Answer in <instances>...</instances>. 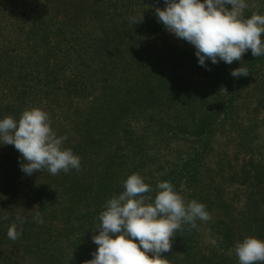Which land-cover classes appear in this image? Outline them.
<instances>
[{
    "label": "trees",
    "instance_id": "trees-1",
    "mask_svg": "<svg viewBox=\"0 0 264 264\" xmlns=\"http://www.w3.org/2000/svg\"><path fill=\"white\" fill-rule=\"evenodd\" d=\"M254 5L246 15L264 14V5ZM131 7L129 0H0V119L42 108L81 161L79 170L28 176L15 147L0 144V264H66V247L76 249L72 264L83 263L80 227L90 234L98 226L133 173L153 189L144 194L149 202L156 184L168 181L185 203L195 199L210 214L194 229L181 225L163 254L169 264H239L237 241L264 240V56L249 50L231 65L208 60L201 78L187 80L165 57L197 62L194 46L180 38L159 44L154 36L165 26L149 7L132 23ZM241 65L250 74L233 77ZM250 87L255 105L239 106ZM86 98L85 110L79 102ZM133 117L144 118L140 129L130 125ZM120 132L124 146L106 154ZM175 152L180 162L162 164V153ZM82 207L86 221L78 226ZM18 214L26 222L13 241L7 231Z\"/></svg>",
    "mask_w": 264,
    "mask_h": 264
},
{
    "label": "clouds",
    "instance_id": "clouds-1",
    "mask_svg": "<svg viewBox=\"0 0 264 264\" xmlns=\"http://www.w3.org/2000/svg\"><path fill=\"white\" fill-rule=\"evenodd\" d=\"M248 8L246 0H165V7L155 8V15L175 37L194 46L199 65L207 68L208 60L228 65L242 61L249 50L254 57L264 56V14L252 11L246 15ZM142 20L143 16L131 18L134 24ZM249 74L242 65L231 71L236 78ZM66 139V135L58 136L53 131L48 112L40 107L26 108L19 120L11 115L0 119V144L15 147L22 157L21 171L28 176L44 170L52 175L70 168L79 170L80 157L63 147ZM124 189L100 212L93 232L99 231L92 236L98 247L92 259L83 264H169L163 254L172 251L181 225L189 224L194 229L198 219H210L203 203L195 199L185 203L168 181L156 184L154 202H147L152 198L144 194L153 189L139 173L127 177ZM34 219L43 223L39 211ZM25 222L26 218L18 214L8 228V238L18 239ZM234 251L239 264H264V240L245 237L236 242Z\"/></svg>",
    "mask_w": 264,
    "mask_h": 264
},
{
    "label": "rangeland",
    "instance_id": "rangeland-1",
    "mask_svg": "<svg viewBox=\"0 0 264 264\" xmlns=\"http://www.w3.org/2000/svg\"><path fill=\"white\" fill-rule=\"evenodd\" d=\"M262 1L263 0H249L248 1L249 10L251 9V6H253L254 4H259L262 7V5H264L262 3ZM129 2L131 4V6H132L129 9V15L132 14V11L135 12L137 14V16L135 17L134 15H131L130 17L132 18V16H133L137 20H138V17H140L144 13L143 11L147 7L150 8L149 12H147L148 14L155 13V8L156 7H160V8L165 7V0H139V3H137L136 0H129ZM146 10H148V9H146ZM263 10H264V8H263ZM141 12H142V14H140ZM154 38H155V41L158 42L159 44L165 43L167 45L170 44V46L174 45V44H176L178 42V38L175 37L167 29L165 31H163V33L161 32L158 36L155 35ZM129 56H130V54H129ZM170 59L171 58L168 55H167V58L165 57V60L167 62H169V65L171 66V68H173L174 70H177L180 73V75L183 76L185 79H187V80H197V79L201 78L202 70L200 69L201 66L199 65L198 61L197 62H195V61L194 62L193 61L186 62V60L178 59V62H176V60L172 61V59L171 60ZM251 89H252V93L250 95H249L248 91L246 93H244V94H247V95L243 96L241 102L239 103V106L248 104V107L251 105V108H252L253 104L255 105V103H254V101H255L254 93L257 92V89L255 87H252ZM248 95H249V97H248ZM79 104L85 110H86V108H90V104H89L88 98H86L84 100L82 99L79 102ZM263 117H264V114H263ZM143 124H144V118H142V117H140V118H138V117L134 118L133 117V118L130 119V125L132 126L133 129H140V127H142ZM120 134H121L120 142L119 141H114L113 142L112 140L114 139V136L111 137V142L107 143L106 150H105V151H108V149H109L111 152H105L106 154L107 153H112V152H115V151H119L120 147L124 146V141H125L124 137H125V135H123L121 132H120ZM260 141H262V138L260 139ZM112 142H113V144H112ZM110 143L113 146L108 148V146L111 145ZM263 143H264V139H263ZM171 145L173 147H175V148L176 147H180L181 148V144H180L179 141L173 142ZM180 148H178V149L180 150ZM165 154H166V152H165ZM165 154L162 153V157H161L162 164H164L163 161H165V160H170V161H173V162H177V160H179V157L176 155V152L173 153V154H168V155H165ZM178 162H180V160ZM159 163H161V162L158 161V165H159ZM158 165L153 163L150 166V163H149L147 165V167L148 168H152V170H155V168ZM147 171H148V169H147ZM169 171H170V169L168 170V172ZM162 174H163L162 172H158V173H155L154 175H156V176L160 175L161 176ZM147 202H149V201H147ZM31 206H32L31 209L32 208H36L38 206V203L31 202ZM86 207H82L81 209L78 210L77 214H79L80 216L76 217V218H73V221H75L74 224H77L78 226H80V224H82V222L86 221V218L83 215L84 212L87 211ZM240 207H242V206H240ZM56 227L59 228L60 226L56 224ZM80 229L82 231V232L79 233L81 235L80 237L83 236L81 241H82V243L85 244V247L87 249L86 253H84V255H83V258L85 257L84 260L86 261V260L92 259V253L98 247L96 244H94L92 242V236L94 234H98V229L94 233L93 231L95 230V228H93L92 231L90 232V234H85L83 232L82 227H80ZM56 231H58V230H56ZM54 233H55V231H54ZM73 239H71V240H73ZM62 245L65 246V244H62ZM65 249H66V252L68 253V256L66 255V258L68 257V260H66V264H72V259L75 257V254H74L73 251H76V249L74 250V248H70V247H66ZM7 251L9 253H12V250H10V249H8ZM81 264H83V263H81Z\"/></svg>",
    "mask_w": 264,
    "mask_h": 264
}]
</instances>
